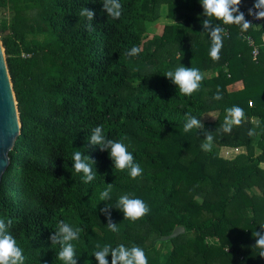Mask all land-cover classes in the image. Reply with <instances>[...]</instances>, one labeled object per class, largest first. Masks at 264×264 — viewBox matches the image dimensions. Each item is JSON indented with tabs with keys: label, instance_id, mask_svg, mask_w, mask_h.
<instances>
[{
	"label": "trees",
	"instance_id": "trees-1",
	"mask_svg": "<svg viewBox=\"0 0 264 264\" xmlns=\"http://www.w3.org/2000/svg\"><path fill=\"white\" fill-rule=\"evenodd\" d=\"M120 3L122 15L114 20L102 0H0V14L10 16L0 17V40L21 124L1 180L0 218L12 220L9 231L25 264H62L49 240L60 220L84 229L73 242L77 264H98L97 243L138 245L148 264H260L253 234L264 222V20L245 33L222 25L223 47L213 60L198 0ZM253 3L241 0L245 19ZM162 6L170 22L147 37L143 26L158 19ZM82 7L94 11L92 22L80 17ZM243 35L259 48L256 60ZM133 46L140 52L128 56ZM179 65L204 76L191 96L164 76ZM235 83L241 88L229 90ZM217 89L221 100L213 99ZM231 106L241 107L245 119L221 133ZM186 112L200 121L215 115L202 122L214 136L211 152L200 147L203 131H183ZM99 125L109 139L127 137L141 176L131 179L107 151L89 145ZM223 148L239 152L223 158ZM76 150L95 161L90 183L72 168ZM107 184L110 199L101 201ZM123 194L144 200L149 213L124 219L115 208ZM104 207L119 233L107 228ZM179 226L184 233L166 241L167 254L158 253L155 242Z\"/></svg>",
	"mask_w": 264,
	"mask_h": 264
},
{
	"label": "clouds",
	"instance_id": "clouds-1",
	"mask_svg": "<svg viewBox=\"0 0 264 264\" xmlns=\"http://www.w3.org/2000/svg\"><path fill=\"white\" fill-rule=\"evenodd\" d=\"M203 9L202 15L206 19L201 21L203 33H207L210 40L209 56L213 60H219L220 51L223 47L226 29L222 25H236L240 28L241 33L247 32L252 28L253 24L245 19L244 12L240 11L241 0H198ZM122 4L120 0H102V9L111 17L117 20L122 15ZM80 17L92 22L94 11L82 7L79 13ZM248 15L254 16L255 19H264V0H254L252 8L248 9ZM217 21L218 23H214ZM91 28V23L88 25ZM247 37H245L246 39ZM140 49L133 46L126 54L128 56L138 55ZM164 76L169 79L184 96H191L200 89V84L204 79L203 74L198 68L185 67L179 65L174 69H169ZM223 97L220 90L217 89L213 96L215 100H221ZM249 106L252 103L249 102ZM245 119L244 110L239 106H231L225 109V115L219 131L221 133H231L233 127L240 126ZM195 130L203 131V125L196 116L191 112H186L183 118V131L185 133ZM204 139L200 145L205 152H211L214 147V136L212 132L203 131ZM250 136L254 134V129H249ZM127 137H121L120 140L109 139L104 132L102 125L92 129L88 143L91 146L98 147L101 151H107L115 169L119 171H127L131 179H136L143 174V169L139 163L135 162L133 154L128 150V146L123 142ZM72 168L76 173L83 174L84 183H90L95 179L94 163L89 156L83 152L76 150L71 155ZM112 184H107L103 190L99 191V199L101 201L110 199ZM116 209L123 213L124 219L135 222L146 216L150 209L144 200L135 198L129 194L120 195ZM100 212L108 219L107 228L113 233H119L118 224L113 223L110 218L109 207L100 209ZM12 220L0 218V264H25L24 249L21 248L15 237L9 231L12 226ZM260 231H255V247L258 255L264 258V222H259ZM84 231L82 227L73 226L64 220L58 221L56 229L50 235L51 245L58 246L56 258L62 264H77L76 246L73 243L78 241L81 233ZM93 252L95 260L98 264H109L107 257L111 256V264H148V257L138 245L130 246L123 243L113 247L111 244L95 246Z\"/></svg>",
	"mask_w": 264,
	"mask_h": 264
},
{
	"label": "water",
	"instance_id": "water-1",
	"mask_svg": "<svg viewBox=\"0 0 264 264\" xmlns=\"http://www.w3.org/2000/svg\"><path fill=\"white\" fill-rule=\"evenodd\" d=\"M21 133L17 104L9 76L4 49L0 40V185L2 176L9 165V152ZM184 233L183 227H176L172 233L163 237L169 240Z\"/></svg>",
	"mask_w": 264,
	"mask_h": 264
},
{
	"label": "rangeland",
	"instance_id": "rangeland-1",
	"mask_svg": "<svg viewBox=\"0 0 264 264\" xmlns=\"http://www.w3.org/2000/svg\"><path fill=\"white\" fill-rule=\"evenodd\" d=\"M158 19L153 22V23H146L144 26H143V32H144V35H146L147 37H152V36H159L161 33H162V29L163 27L169 23L170 21L167 19L166 17V8L164 6H162L159 10V14H158ZM0 17L1 18H10L9 16V12H5L3 14H0ZM36 37H42V34H36ZM239 84V88H241V84ZM234 85V84H233ZM233 85H230L228 87L229 90H236L234 89ZM215 117V115L211 114L205 118H203L201 120V123L204 122V121H211L213 120ZM239 151L237 150H229V149H226V148H223L220 150V152L218 153L219 156L223 157V158H231L232 156H234L236 153H238ZM191 235H189L190 237ZM160 241H157L155 242V247H156V250L158 251V253L160 254H167L168 251L170 250L171 248V245L166 242L167 240H163L162 238L159 239Z\"/></svg>",
	"mask_w": 264,
	"mask_h": 264
},
{
	"label": "built area",
	"instance_id": "built-area-1",
	"mask_svg": "<svg viewBox=\"0 0 264 264\" xmlns=\"http://www.w3.org/2000/svg\"><path fill=\"white\" fill-rule=\"evenodd\" d=\"M252 5L253 4L249 5L248 6V9L249 8H252ZM248 9L246 10V14H247L246 20L250 21L253 24V26H252L253 28L258 27L263 22L264 19L257 20V19L254 18V16H249L248 15ZM245 37H247V38L245 39ZM243 39L246 41L247 45L252 50L251 51L252 59L253 60H256L257 55L259 53V48L255 45L254 39L251 36H249V35H243ZM261 40L264 43V34L262 35ZM260 264H264V258H263V260L261 261Z\"/></svg>",
	"mask_w": 264,
	"mask_h": 264
},
{
	"label": "crops",
	"instance_id": "crops-1",
	"mask_svg": "<svg viewBox=\"0 0 264 264\" xmlns=\"http://www.w3.org/2000/svg\"><path fill=\"white\" fill-rule=\"evenodd\" d=\"M233 87H234V89H238L239 88V84L238 83H235L234 85H233ZM233 157V156H232Z\"/></svg>",
	"mask_w": 264,
	"mask_h": 264
}]
</instances>
